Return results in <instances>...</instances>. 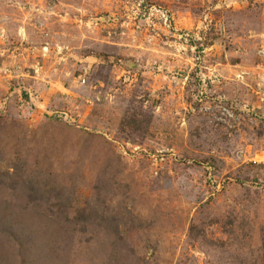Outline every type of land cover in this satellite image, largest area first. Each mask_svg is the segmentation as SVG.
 <instances>
[{
  "label": "rangeland",
  "instance_id": "obj_1",
  "mask_svg": "<svg viewBox=\"0 0 264 264\" xmlns=\"http://www.w3.org/2000/svg\"><path fill=\"white\" fill-rule=\"evenodd\" d=\"M0 264H264V0H0Z\"/></svg>",
  "mask_w": 264,
  "mask_h": 264
},
{
  "label": "built area",
  "instance_id": "obj_2",
  "mask_svg": "<svg viewBox=\"0 0 264 264\" xmlns=\"http://www.w3.org/2000/svg\"><path fill=\"white\" fill-rule=\"evenodd\" d=\"M225 111H227V110H225ZM228 112V111H227Z\"/></svg>",
  "mask_w": 264,
  "mask_h": 264
}]
</instances>
